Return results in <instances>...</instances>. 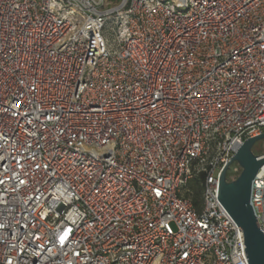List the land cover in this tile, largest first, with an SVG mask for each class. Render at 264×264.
<instances>
[{
  "label": "built area",
  "instance_id": "obj_1",
  "mask_svg": "<svg viewBox=\"0 0 264 264\" xmlns=\"http://www.w3.org/2000/svg\"><path fill=\"white\" fill-rule=\"evenodd\" d=\"M262 133L264 0H0V264H249Z\"/></svg>",
  "mask_w": 264,
  "mask_h": 264
},
{
  "label": "water",
  "instance_id": "obj_2",
  "mask_svg": "<svg viewBox=\"0 0 264 264\" xmlns=\"http://www.w3.org/2000/svg\"><path fill=\"white\" fill-rule=\"evenodd\" d=\"M260 140H264V133L247 139L236 148L221 173L217 197L243 231L249 264H264V233L251 204L252 183L264 165V153L256 154L253 150ZM233 164H238L241 172L235 179L229 180L228 172Z\"/></svg>",
  "mask_w": 264,
  "mask_h": 264
},
{
  "label": "trees",
  "instance_id": "obj_3",
  "mask_svg": "<svg viewBox=\"0 0 264 264\" xmlns=\"http://www.w3.org/2000/svg\"><path fill=\"white\" fill-rule=\"evenodd\" d=\"M256 154H259L260 152L254 151ZM233 175L232 171L228 172V176L231 177ZM188 189L192 193H187L188 196H190L193 201L197 204V206L201 205V191L199 190V179L197 178L196 180L191 181L188 184Z\"/></svg>",
  "mask_w": 264,
  "mask_h": 264
},
{
  "label": "rangeland",
  "instance_id": "obj_4",
  "mask_svg": "<svg viewBox=\"0 0 264 264\" xmlns=\"http://www.w3.org/2000/svg\"><path fill=\"white\" fill-rule=\"evenodd\" d=\"M253 150L256 151V152H260L259 154L264 153V140H260V141H258V142L255 144ZM240 172H241V171H239V173H240ZM239 173H238L237 175H235V177H237V176L239 175ZM235 177H234V178H235Z\"/></svg>",
  "mask_w": 264,
  "mask_h": 264
}]
</instances>
